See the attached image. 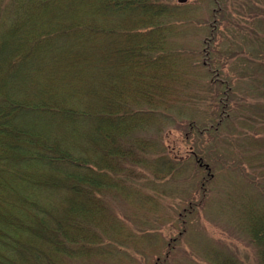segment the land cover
<instances>
[{"label": "rangeland", "instance_id": "1", "mask_svg": "<svg viewBox=\"0 0 264 264\" xmlns=\"http://www.w3.org/2000/svg\"><path fill=\"white\" fill-rule=\"evenodd\" d=\"M156 1L120 20L116 10L70 12L101 29L86 46L104 54L90 51L92 63L76 68L69 53L29 55L30 69L13 79L19 98L102 106L121 118L118 153L101 152L99 166L86 150L103 180L95 195L90 185L74 197L92 205L74 228L85 245L47 256L56 264H261L264 0ZM61 193L48 190L43 203L58 215L69 206Z\"/></svg>", "mask_w": 264, "mask_h": 264}, {"label": "trees", "instance_id": "2", "mask_svg": "<svg viewBox=\"0 0 264 264\" xmlns=\"http://www.w3.org/2000/svg\"><path fill=\"white\" fill-rule=\"evenodd\" d=\"M93 1L0 0V264H56L53 253L47 256L46 252H67L70 246H84L80 237L84 231L75 233L74 228L84 225L92 205L75 201L74 197L80 196L83 189L91 191L90 185L91 195H95L103 180L90 167L86 150L92 149L99 166L104 160L101 152L112 155L120 151L114 142L121 119L117 114L102 106L52 104V98H19L13 92L15 84H20L13 79L30 69L29 55L69 53L76 68L92 63L90 51L104 54L100 44L92 41L94 44L86 46L93 39L92 31L101 29H88L84 18L70 12L79 10L85 17L89 14L87 7L90 14L117 12L114 17L120 20L125 10L131 16L133 9L157 4L156 0ZM162 13L157 10L145 15L142 22H152ZM59 124L64 130L57 128ZM52 188H59L69 205L63 214L43 204L46 192ZM50 205L54 206L53 202ZM257 231L264 232V224ZM260 241L264 245V235ZM262 257L264 264V250Z\"/></svg>", "mask_w": 264, "mask_h": 264}]
</instances>
